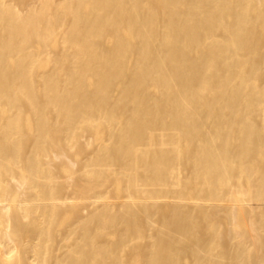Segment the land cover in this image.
I'll return each instance as SVG.
<instances>
[{"label":"bare ground","instance_id":"obj_1","mask_svg":"<svg viewBox=\"0 0 264 264\" xmlns=\"http://www.w3.org/2000/svg\"><path fill=\"white\" fill-rule=\"evenodd\" d=\"M0 264H264V0H0Z\"/></svg>","mask_w":264,"mask_h":264}]
</instances>
